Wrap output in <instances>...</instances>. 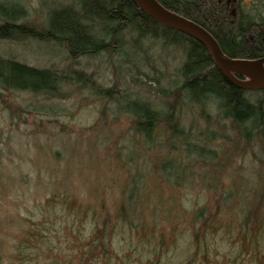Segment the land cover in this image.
Wrapping results in <instances>:
<instances>
[{"label": "trees", "instance_id": "1", "mask_svg": "<svg viewBox=\"0 0 264 264\" xmlns=\"http://www.w3.org/2000/svg\"><path fill=\"white\" fill-rule=\"evenodd\" d=\"M157 1L206 29L227 58L261 59L264 65V0H252L250 4L246 3L249 0ZM26 14L21 2L0 0V40L52 42L63 46L72 61L104 53L111 59L110 72L115 78L111 86L103 87L83 70L33 66L0 56V90L58 98L62 85L69 81L107 101V107L104 105L100 111L101 118H112L108 103L113 105L114 117L117 113L126 115L134 142L138 136L149 145L158 136L164 137L163 143L174 138L173 148L181 146L186 158L196 155L205 164L208 160L202 153L215 162H224L227 156L230 160L238 153L233 161L238 155L242 159L248 155L264 166V89H244L230 83L198 40L155 21L135 0L61 1L48 6L42 24L26 21ZM169 54L172 61L179 58L177 62L170 64ZM158 61L164 68H158ZM118 83L124 84L127 91ZM130 85H134L133 92L128 89ZM147 93L157 94L160 106L142 97ZM180 104H185L187 110L197 107V113L217 130L206 123L209 129L202 132L204 140L200 144L190 141L179 125ZM215 130L223 139L221 143L232 142L226 151L220 144L218 150L206 145L216 136L209 139L205 134ZM228 130L234 133L232 137L226 134ZM132 157L129 153L123 155L127 163L133 162ZM177 164L187 176L182 172L174 174L173 187L192 178L190 165ZM225 164H218L219 169ZM135 173L136 170L131 182L136 187L142 176ZM213 177L215 183H204L212 199L194 209L192 217L180 215L179 207L173 212H156L157 203H151L141 189L136 192L130 185L129 191L121 189L116 197L111 195L112 201L97 195L95 200L87 196L89 200L84 202L65 189L55 192L43 202L47 210L42 214L50 216L58 211L67 215L64 224L70 243L55 247L43 232L39 243L45 252L43 261L31 263L21 258V264H181L178 254L189 253L192 246L193 252L184 264H264V177L256 178L253 184L243 176L231 175L222 180L213 173ZM222 214L228 222L222 223ZM159 219L166 226L155 227ZM189 225L194 228L193 235L189 234L186 247H181L178 237L186 235L183 228ZM212 232L230 247L229 255L218 262L210 254L208 235Z\"/></svg>", "mask_w": 264, "mask_h": 264}, {"label": "rangeland", "instance_id": "2", "mask_svg": "<svg viewBox=\"0 0 264 264\" xmlns=\"http://www.w3.org/2000/svg\"><path fill=\"white\" fill-rule=\"evenodd\" d=\"M10 1L23 4L27 11L26 21L42 24L48 6L68 0ZM251 1L246 3L250 4ZM0 56L16 58L33 66L83 70L92 74L96 82L103 87L111 86L115 78L110 72L111 59L104 53L96 57H79L72 61L67 57L63 46L52 42L2 39ZM169 59L171 60L170 54ZM178 59L171 60L170 64ZM161 67L164 68L159 63L158 68ZM171 69L172 67H169L168 72L172 73ZM118 84L120 88L124 86L122 83ZM133 86L128 88H131V92L134 91ZM125 89L127 91L126 87ZM60 92L58 98H46L42 94L0 90V264H21V258L31 263L43 261L45 252L39 248L40 234L43 232L50 238L51 245L68 246L70 239L64 224L67 215L62 212L58 214V211L55 212L56 217H53L54 213L50 216L42 214L47 210L43 209V202L55 192L62 193L64 189L79 201L85 202L89 196L95 200L97 195L112 201L111 195L116 197L121 189L129 191L130 185L136 192L141 189L143 195L150 198L151 203H157L156 212H173V209L179 207L180 215L192 217L194 209L212 199V192L205 191L204 183L216 182L215 177L211 179L213 173L222 180L231 175L243 176L249 184H253L256 178L264 177V166L248 155L243 159L238 155L234 161L232 158L238 153L233 154L230 160L227 156L224 160L225 166L219 169L218 164L224 163L223 160L209 161L211 156H204L203 153V157L208 160L207 164L196 155L195 158H186L181 146L172 147L176 140L174 138H169L168 142L163 143L164 137L158 136L154 144L149 145V141L138 136L137 142H134L131 137L134 131L128 117L118 113L114 117L111 103H108V113L112 118H101L100 111L104 105L107 107V101L90 89L67 81V84L62 85ZM142 97L160 106L161 98L157 94L147 93ZM179 107V125L183 126L190 141L200 144L199 141L204 140L202 132L208 128L207 122L197 113V107L193 110H187L185 104H180ZM131 109L134 111L135 107ZM208 125L217 130L213 123ZM216 130L207 131L206 138L216 136V139L206 141V145L218 150L220 144L224 147L221 149L226 151L229 145L232 146V142L225 139L226 141L222 142L225 144H222L223 139ZM226 134L233 136L234 133L228 130ZM257 149L255 148V151L259 154ZM126 153L133 156V162L124 161L123 155ZM174 158L193 169L190 173L191 180H183L180 184H175V187L171 185L174 181L173 175L182 172L183 176H187V172L179 167ZM155 169L160 176L154 175ZM134 170L136 176L143 178H139L142 182L136 187L135 183L131 182ZM156 192L160 197H156ZM222 217V223L228 222V218L223 214ZM163 222L159 219L155 227L166 226ZM173 222L171 218V223ZM193 229L192 225L183 228L187 233L178 237L181 247H186L187 238L193 235ZM31 236L32 241L29 242ZM208 244L211 246L210 254L215 262L221 257L223 259L224 255H229L230 247L227 241L216 232L208 235ZM19 247L21 250L17 251ZM189 249V253L178 254L181 264L186 263L187 258L191 256L193 246Z\"/></svg>", "mask_w": 264, "mask_h": 264}, {"label": "water", "instance_id": "3", "mask_svg": "<svg viewBox=\"0 0 264 264\" xmlns=\"http://www.w3.org/2000/svg\"><path fill=\"white\" fill-rule=\"evenodd\" d=\"M135 1L155 21L185 33L203 44L217 68L230 83L244 89H264V65L261 59L227 58L213 36L201 25L169 10L157 0ZM238 66L251 71L254 76L251 78L246 73L234 70ZM243 76L246 79H242Z\"/></svg>", "mask_w": 264, "mask_h": 264}, {"label": "bare ground", "instance_id": "4", "mask_svg": "<svg viewBox=\"0 0 264 264\" xmlns=\"http://www.w3.org/2000/svg\"><path fill=\"white\" fill-rule=\"evenodd\" d=\"M234 70L239 71V72H242V73H246L251 78L254 76L251 71H249V70H247V69H245L244 67H241V66L235 67Z\"/></svg>", "mask_w": 264, "mask_h": 264}, {"label": "flooded vegetation", "instance_id": "5", "mask_svg": "<svg viewBox=\"0 0 264 264\" xmlns=\"http://www.w3.org/2000/svg\"><path fill=\"white\" fill-rule=\"evenodd\" d=\"M243 1H245V0H243Z\"/></svg>", "mask_w": 264, "mask_h": 264}]
</instances>
